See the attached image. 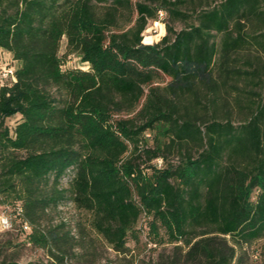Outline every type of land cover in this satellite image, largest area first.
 <instances>
[{
    "label": "trees",
    "instance_id": "1",
    "mask_svg": "<svg viewBox=\"0 0 264 264\" xmlns=\"http://www.w3.org/2000/svg\"><path fill=\"white\" fill-rule=\"evenodd\" d=\"M96 2L0 0V49L18 63L0 87V208L31 228L22 245L58 262L61 240L43 222L70 201L118 254L146 219L148 244L172 245L180 264H238L264 237V100L241 85L264 84V69L237 57L264 56V0ZM148 22L158 35H142ZM63 38L86 70L61 69ZM7 245L0 264H20Z\"/></svg>",
    "mask_w": 264,
    "mask_h": 264
},
{
    "label": "rangeland",
    "instance_id": "2",
    "mask_svg": "<svg viewBox=\"0 0 264 264\" xmlns=\"http://www.w3.org/2000/svg\"><path fill=\"white\" fill-rule=\"evenodd\" d=\"M97 0H93L94 3ZM212 4L218 3V0H211ZM98 4V3H97ZM183 28L181 24H175L176 31ZM249 29V25L247 26ZM250 33V30H247ZM151 36L158 35V27L155 23L148 22L143 36L146 34ZM163 37V36H162ZM161 37V38H162ZM155 41L157 43L160 41ZM152 43V44H154ZM66 41L63 38L58 56L62 61V70L67 69H87V64L82 63L80 58L76 55L64 56ZM239 58V66L248 68L261 67L264 69V56L260 52H256L253 47H248L246 51L237 55ZM18 63L13 60L12 56L6 51L0 49V75L4 70L15 69ZM12 82V81H11ZM8 79L4 81L6 84L11 83ZM246 89L243 96L246 99L253 100L254 104L260 103L264 100V84L262 82L257 87L253 84H242ZM258 95V96H257ZM234 94H229L227 99L229 101L228 109L232 111V118L238 122L244 116L238 109L234 108L233 102ZM251 102L242 100V105H250ZM253 104V105H254ZM252 105V104H251ZM245 114V112H243ZM223 113L219 112L217 116L222 118ZM132 115H122L123 118H129ZM20 121V116L15 115L5 120V125L10 132L13 131L15 125ZM146 144L144 147H153L155 134L147 132L145 134ZM145 161V159H142ZM160 160V159H159ZM167 163L174 165L177 163L176 154L166 155ZM140 162V161H139ZM158 165L156 161L152 162ZM148 164V163H147ZM162 165H165L163 159ZM145 164H141L144 167ZM150 172V170H149ZM61 180L60 187L66 188L68 184V177ZM90 217L85 212L80 211L74 207L70 201L60 203L56 208L47 211V216L43 222V229L49 231L51 235L61 240L60 245L64 250V258L62 262H58L43 250L35 248L29 244L22 245L26 241V236L31 232V228L22 225L21 221L16 215H11L8 212H3L0 208V242L10 243L4 251V257L16 261L20 264H173L177 262L178 256L174 251L173 246L169 244L154 245L148 244L146 236L149 233L146 219H141L137 225L138 241L129 237L127 247L130 249L128 255L118 254L113 251L107 243L91 230L89 225ZM21 244L19 247H14ZM6 246V245H5ZM241 255V262L238 264H264V237L252 242L250 245H245L242 252L237 251ZM243 253V254H241ZM177 257V258H176ZM180 264V263H179Z\"/></svg>",
    "mask_w": 264,
    "mask_h": 264
},
{
    "label": "built area",
    "instance_id": "3",
    "mask_svg": "<svg viewBox=\"0 0 264 264\" xmlns=\"http://www.w3.org/2000/svg\"><path fill=\"white\" fill-rule=\"evenodd\" d=\"M163 14L161 13L160 16H162ZM9 80L10 82H14L15 78H14V71L12 69H8V70H4L1 75H0V87H3L6 85V83H4V81ZM156 162L158 163L157 168H160L162 166V161L161 160H156Z\"/></svg>",
    "mask_w": 264,
    "mask_h": 264
}]
</instances>
